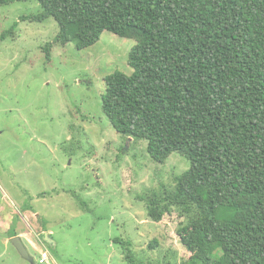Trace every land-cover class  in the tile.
Listing matches in <instances>:
<instances>
[{"label": "trees", "instance_id": "trees-1", "mask_svg": "<svg viewBox=\"0 0 264 264\" xmlns=\"http://www.w3.org/2000/svg\"><path fill=\"white\" fill-rule=\"evenodd\" d=\"M35 1L32 20L59 25L47 61L55 43L84 49L105 30L135 39L133 73L105 78L103 110L156 162L190 160L139 195L155 222L177 213L188 262L264 264V0ZM122 242L127 264H151Z\"/></svg>", "mask_w": 264, "mask_h": 264}, {"label": "rangeland", "instance_id": "rangeland-1", "mask_svg": "<svg viewBox=\"0 0 264 264\" xmlns=\"http://www.w3.org/2000/svg\"><path fill=\"white\" fill-rule=\"evenodd\" d=\"M41 11L35 0L0 3V264H31L11 241L21 232L35 264H127L122 240L144 262L190 264L177 213L155 222L139 199L190 160L156 162L145 138L120 133L103 110L105 78L133 73L135 39L105 30L84 49L55 43L47 61L59 25L33 21Z\"/></svg>", "mask_w": 264, "mask_h": 264}, {"label": "water", "instance_id": "water-1", "mask_svg": "<svg viewBox=\"0 0 264 264\" xmlns=\"http://www.w3.org/2000/svg\"><path fill=\"white\" fill-rule=\"evenodd\" d=\"M13 245L18 249L19 253L26 259H28L31 264H35L34 258L30 255L25 243L20 236H14L11 238Z\"/></svg>", "mask_w": 264, "mask_h": 264}, {"label": "crops", "instance_id": "crops-1", "mask_svg": "<svg viewBox=\"0 0 264 264\" xmlns=\"http://www.w3.org/2000/svg\"><path fill=\"white\" fill-rule=\"evenodd\" d=\"M41 233H42V235L45 237V239H48L47 233H44V230H43ZM17 235L20 236V237H25V238H27L28 242H29L33 247H35V242H34V240H33V239L31 240V238H30L29 236H25V235L23 234V232L18 233V234H16L15 236H17ZM12 237H14V236H12Z\"/></svg>", "mask_w": 264, "mask_h": 264}, {"label": "built area", "instance_id": "built-area-1", "mask_svg": "<svg viewBox=\"0 0 264 264\" xmlns=\"http://www.w3.org/2000/svg\"><path fill=\"white\" fill-rule=\"evenodd\" d=\"M41 255H42L41 261H48L49 260V255H48V252L46 250H43Z\"/></svg>", "mask_w": 264, "mask_h": 264}]
</instances>
